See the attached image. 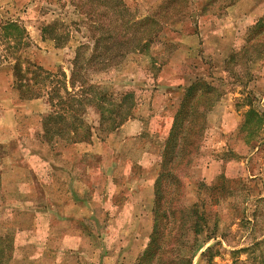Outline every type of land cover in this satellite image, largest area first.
I'll use <instances>...</instances> for the list:
<instances>
[{
    "label": "rangeland",
    "instance_id": "rangeland-1",
    "mask_svg": "<svg viewBox=\"0 0 264 264\" xmlns=\"http://www.w3.org/2000/svg\"><path fill=\"white\" fill-rule=\"evenodd\" d=\"M120 1L141 17L166 2ZM179 1L182 10L161 32L162 42L112 68L82 69L88 82L115 97L133 93L136 104L126 126L111 133L99 130L96 106H86L91 136L72 144L49 138L43 118L58 108L52 87L63 81L73 88L78 43H92L83 21L102 19L98 9L111 10V1L0 0V23L17 22L27 42L18 46L0 29V264H136L153 226L160 141L185 86L198 79L213 84L218 98L183 176L181 201L202 197L220 235L193 264H264V0ZM56 20L72 34L63 47L43 39V26ZM19 54L51 73L44 95L21 97ZM249 118L253 130L246 129ZM202 180L219 181L225 191L199 193ZM209 246L216 253L211 263L201 259Z\"/></svg>",
    "mask_w": 264,
    "mask_h": 264
},
{
    "label": "trees",
    "instance_id": "trees-1",
    "mask_svg": "<svg viewBox=\"0 0 264 264\" xmlns=\"http://www.w3.org/2000/svg\"><path fill=\"white\" fill-rule=\"evenodd\" d=\"M110 1L111 10L98 9L102 19L93 20V17H88L89 22L83 21L87 23L86 28L92 43L79 42L76 47L70 78L73 88L70 89L63 81H58L52 87L51 98H57L52 102L58 108H54L52 113L43 118V130L49 138L66 137L70 143L89 139L91 126L83 118L88 105L96 106L99 111L101 132L111 133L131 119L136 104L133 93H120L115 97L116 94H110L82 77V69L93 67L96 72L102 71L121 64L131 53L149 51L151 45L162 42L161 32L170 28V22L182 10L177 6L180 1L175 3V0H166L161 10L141 17L136 16L123 1ZM105 16L106 19L103 18ZM0 29L16 45H27L24 38L25 28L17 22L0 23ZM42 34L44 40L53 41L56 47L65 46L72 36L69 26L59 20L44 25ZM16 59L14 71L21 97L32 99L44 95V88L54 81L50 78L51 73L22 54L17 55ZM30 70H34V77L28 75ZM217 96V88L203 79L185 86L168 135L160 141L158 173L154 182L153 226L136 264H193L200 248L220 235L217 220H213L209 211L204 208L205 200L202 197L191 203L181 201L186 184L183 176H187L188 169L199 151L206 114L214 105ZM252 112L254 111L249 110L248 114ZM250 118L245 126L246 129L253 130ZM52 121L54 123L50 124ZM218 182L211 185L204 180L200 181L197 185L199 193L204 191L214 194V191H225L223 184ZM214 248L207 247L201 253V259L211 263L216 255Z\"/></svg>",
    "mask_w": 264,
    "mask_h": 264
},
{
    "label": "crops",
    "instance_id": "crops-1",
    "mask_svg": "<svg viewBox=\"0 0 264 264\" xmlns=\"http://www.w3.org/2000/svg\"><path fill=\"white\" fill-rule=\"evenodd\" d=\"M124 124H125V123H124ZM124 124H123V125H124ZM123 125H121L119 128H124V127L126 126V124H125L124 126H123ZM119 128H118V129H119ZM118 129H116L115 131H117ZM115 131H113V132H115ZM72 144H74V143H72ZM74 203H75V202H74Z\"/></svg>",
    "mask_w": 264,
    "mask_h": 264
}]
</instances>
